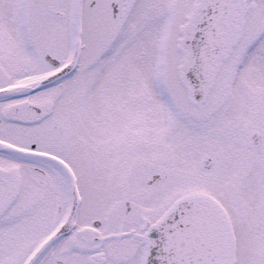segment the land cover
Here are the masks:
<instances>
[{"label": "snow or ice", "instance_id": "obj_1", "mask_svg": "<svg viewBox=\"0 0 264 264\" xmlns=\"http://www.w3.org/2000/svg\"><path fill=\"white\" fill-rule=\"evenodd\" d=\"M0 264H264V0H0Z\"/></svg>", "mask_w": 264, "mask_h": 264}]
</instances>
